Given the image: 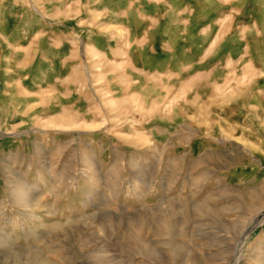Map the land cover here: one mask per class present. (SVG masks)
Masks as SVG:
<instances>
[{"label":"rangeland","instance_id":"374dc122","mask_svg":"<svg viewBox=\"0 0 264 264\" xmlns=\"http://www.w3.org/2000/svg\"><path fill=\"white\" fill-rule=\"evenodd\" d=\"M263 6L222 16L214 73L170 41L177 63L134 65L84 0H0V51L24 56L0 58V264H264ZM54 23L74 46L30 72Z\"/></svg>","mask_w":264,"mask_h":264},{"label":"crops","instance_id":"0c3cea01","mask_svg":"<svg viewBox=\"0 0 264 264\" xmlns=\"http://www.w3.org/2000/svg\"><path fill=\"white\" fill-rule=\"evenodd\" d=\"M226 1L227 2H225V0H145L143 3V0H84V3L90 8L94 7V11L96 10L95 13L109 16V18L106 19V23L118 25L120 29L124 28L131 34V46L134 49L133 51H129L128 57L134 65L140 67L144 66V69L147 68L150 71H156L159 67L161 68V66L166 67L168 62L169 64H174V62L177 63V55L165 51V49H167V42L170 41L172 43L171 47L176 48L178 56H181L185 61L183 63L186 64L197 61L198 57L204 54L205 49H212L213 56L204 61L205 69L211 68L214 70V73H217L221 68L217 67L221 66L222 60L221 49L223 45L220 40H218L222 31V16L234 15L232 13L234 9H243V5L248 0H236L235 2H230L232 0ZM59 8H61V5ZM245 11L246 10L243 12ZM235 13L237 14L236 11ZM261 15L264 16V6L262 7ZM262 23V28L264 29V20ZM51 25H53V35L47 36V38H41V40L38 41V50L29 52V50L27 51V49H25L26 46L23 45V47H21V51L26 52L25 60L28 62V65L32 66L28 68L30 72L36 71L39 73L40 71V73H45L47 65L50 64H54V71L57 64H59L61 68V60L63 57H66L63 51L67 49V44L70 43L69 47L71 50V46H74L72 45V41L64 40L63 43L61 37L63 29L62 24L54 23ZM41 26L42 24L39 23V21L36 24L28 26L27 31L29 35L26 36L24 40L15 43L21 45L25 44L30 40L29 37L32 35L31 33H34L36 30L37 32L41 31ZM9 28L11 29L8 31L9 35L7 38L11 42H14V38L22 37L21 34H18L22 33L21 29L23 30L24 28V30H26L25 27H20V25H11ZM108 30L110 29L108 28ZM172 31H185L189 34L190 32H195L200 34L177 37L175 41L168 33ZM48 32L50 31L46 33ZM209 32L213 33L210 37L206 35V33ZM144 36L147 38V43H137V41H140ZM104 38L109 40L110 35H106ZM94 42L95 41H93L92 44L85 42L86 48H93L95 46ZM104 42V44L96 42L98 45L97 47L101 48L103 51L106 45L109 44L111 46L112 44L111 41ZM100 44L101 46H99ZM119 45L121 46L122 44ZM129 45L128 41L123 43L124 48H127ZM106 47L108 48V46ZM229 47H231L230 44ZM0 52H2L0 58H6L7 65H10L11 57H16L17 59L24 57L21 56L20 49L16 48V46L12 48V51L6 49ZM140 67L139 69H142ZM201 67L202 66H200V68ZM49 68H51V66ZM53 78L55 79V77Z\"/></svg>","mask_w":264,"mask_h":264},{"label":"bare ground","instance_id":"6f19581e","mask_svg":"<svg viewBox=\"0 0 264 264\" xmlns=\"http://www.w3.org/2000/svg\"><path fill=\"white\" fill-rule=\"evenodd\" d=\"M243 247V246H242ZM239 250H241V249H239ZM240 255V254H239ZM242 258V257H241Z\"/></svg>","mask_w":264,"mask_h":264}]
</instances>
